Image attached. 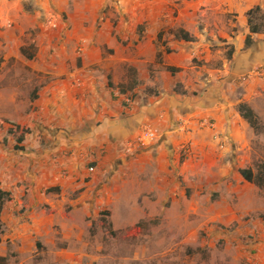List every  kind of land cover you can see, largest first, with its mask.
<instances>
[{
    "label": "crops",
    "instance_id": "1",
    "mask_svg": "<svg viewBox=\"0 0 264 264\" xmlns=\"http://www.w3.org/2000/svg\"><path fill=\"white\" fill-rule=\"evenodd\" d=\"M255 7L264 0H0V113L20 129L34 120L41 145L23 164L40 171L23 177L34 186L11 187L23 137L0 133L2 212L25 211L0 258L264 264V190L239 171L264 112V79L237 85L264 65ZM144 128L156 137L142 146Z\"/></svg>",
    "mask_w": 264,
    "mask_h": 264
},
{
    "label": "rangeland",
    "instance_id": "2",
    "mask_svg": "<svg viewBox=\"0 0 264 264\" xmlns=\"http://www.w3.org/2000/svg\"><path fill=\"white\" fill-rule=\"evenodd\" d=\"M253 18H254L253 22H256L258 24L262 23V25H264V11H260L258 13V15L257 14L254 15ZM246 75H247V72L244 74V76L243 75L240 76V78L237 80V82H238L237 85H238V88L240 90L244 89V85H242V83L247 81V80H244V77H246ZM34 81L35 80H33V82ZM176 90L178 92L183 91L181 89V87H177ZM258 98H262V100L264 101V97L259 96ZM260 108H261V110L264 111L263 102H262V105ZM29 114H30L29 112H25V113H23V116H28ZM261 117H262V119H261ZM16 119L11 118L10 113H8V112L0 113V133L6 131L5 130L6 127H9L10 125H14L13 127L16 129V133H15V136H13V137L14 138L19 137V135H21L23 137V140H19L20 144H16L15 148H13V150L15 152V157L11 162L15 161V165H14L15 170L13 171L15 179H14V182L11 185V187H33L34 186L33 183L31 184L30 182H28L29 178H27L26 180H23V177H24V175H27V174H29V175L30 174L33 175V173L39 174L40 171L35 170L34 168H32V169L27 168L24 170L23 164L27 160H29L30 162H35V159H37V160L39 159L41 145L39 143L35 144L33 141V139H34L33 135H35L37 133L36 128L33 126L35 121L30 120V118H29L27 120L26 124H24L23 128L20 129V128H16V126H17V120ZM259 119H260V123H259L260 125L258 126V128L256 130L257 136L252 141L253 152H252V154H250V156L248 158H245L244 161L241 160V162H240L244 167L252 168L255 173L258 172L260 165H262L264 163V137L259 134L260 132H262V133L264 132V120H263L264 119V112H262V116H260ZM22 121H24V120H22ZM29 124H31V125L28 126ZM29 175H27V176H29ZM261 189L264 190V187H262ZM7 200H9V199H7ZM24 213H25V211H24L23 207L22 208L19 207V208L15 209L13 212L11 211L10 208H6V211L1 212V214H0V250H1V253L4 251L2 248H6V249L11 250V249H13V246H14L9 239L8 240L5 239V237L9 235L8 233L11 230V223L12 222H10L9 219L11 218L12 215H14L17 218L18 216L24 215ZM97 225H99V223L96 224V227H95L96 232L99 231V229H97ZM110 236H111V234H110ZM113 236H117V234H114ZM105 242H108V240L106 241V239H105ZM44 248H45L44 249L45 252H47V248L46 247H44ZM197 248L200 249L199 246ZM41 250L42 249H40V252H41ZM201 253L205 256V259L207 261H209L210 258H212V256H213L211 251L205 250V251H202ZM189 254H190L193 262L199 261L202 258V256H200L198 254V252L195 248L189 249ZM48 260H49V256H47V254L43 255L41 252V254H36L34 256V258H29L23 264H46L48 262ZM21 261H23V260L18 254L12 255L11 252H8V255H6L5 257L3 256V258H0V264H21L20 263ZM177 262H178V260H177Z\"/></svg>",
    "mask_w": 264,
    "mask_h": 264
},
{
    "label": "trees",
    "instance_id": "3",
    "mask_svg": "<svg viewBox=\"0 0 264 264\" xmlns=\"http://www.w3.org/2000/svg\"><path fill=\"white\" fill-rule=\"evenodd\" d=\"M261 11L260 7H255L251 9L248 12L249 15V27L250 31L252 33L260 32L264 29V25L262 23H256L253 22V16L258 15V13ZM250 40V37L247 38V42ZM171 70L174 72L176 69L171 68ZM240 112L243 115V117L250 123V125L254 128L258 125V117L255 114L254 110L249 107L245 103H241L240 105ZM22 140V139H19ZM17 148V147H16ZM240 173L243 176V178L251 183H255L259 187H264V163L260 165L258 172L255 173L252 168H240ZM10 194L6 191H3L0 189V214L3 210V205L6 202L7 199H10Z\"/></svg>",
    "mask_w": 264,
    "mask_h": 264
},
{
    "label": "built area",
    "instance_id": "4",
    "mask_svg": "<svg viewBox=\"0 0 264 264\" xmlns=\"http://www.w3.org/2000/svg\"><path fill=\"white\" fill-rule=\"evenodd\" d=\"M252 78H263L264 79V65H257L251 68L247 72L246 77H244V80H249ZM208 126L212 127L213 126L212 122H208ZM155 137H156L155 132L151 131L148 128H144L142 133L137 137V142L143 146V145H146L147 141H151ZM89 170L94 171V167L89 168Z\"/></svg>",
    "mask_w": 264,
    "mask_h": 264
}]
</instances>
